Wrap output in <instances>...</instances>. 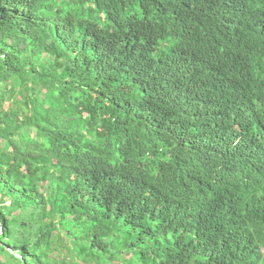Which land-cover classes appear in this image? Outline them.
Wrapping results in <instances>:
<instances>
[{
    "label": "trees",
    "instance_id": "obj_1",
    "mask_svg": "<svg viewBox=\"0 0 264 264\" xmlns=\"http://www.w3.org/2000/svg\"><path fill=\"white\" fill-rule=\"evenodd\" d=\"M264 0H0V264H264Z\"/></svg>",
    "mask_w": 264,
    "mask_h": 264
},
{
    "label": "rangeland",
    "instance_id": "obj_2",
    "mask_svg": "<svg viewBox=\"0 0 264 264\" xmlns=\"http://www.w3.org/2000/svg\"><path fill=\"white\" fill-rule=\"evenodd\" d=\"M264 251V250H263Z\"/></svg>",
    "mask_w": 264,
    "mask_h": 264
}]
</instances>
